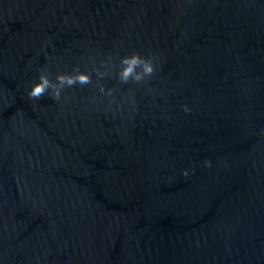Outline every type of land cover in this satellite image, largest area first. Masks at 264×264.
<instances>
[{
	"label": "water",
	"instance_id": "obj_1",
	"mask_svg": "<svg viewBox=\"0 0 264 264\" xmlns=\"http://www.w3.org/2000/svg\"><path fill=\"white\" fill-rule=\"evenodd\" d=\"M0 264H264V0H0Z\"/></svg>",
	"mask_w": 264,
	"mask_h": 264
},
{
	"label": "clouds",
	"instance_id": "obj_2",
	"mask_svg": "<svg viewBox=\"0 0 264 264\" xmlns=\"http://www.w3.org/2000/svg\"><path fill=\"white\" fill-rule=\"evenodd\" d=\"M120 69L117 73L118 78L123 83L129 80L134 82L144 81L146 77H151L154 72V66L151 60L142 58L139 54H131L120 58ZM103 75V73H97ZM90 76L86 72L77 71L74 74L57 73L54 79H51L46 71L38 72L36 79L29 85L27 95L30 99H39L45 93L50 92L51 98L55 101L61 99L62 90L67 86L71 87L76 84H87ZM103 91V89H101ZM108 93H111L109 90ZM185 112L189 109L184 106ZM204 166L211 167V161H205ZM183 175L187 176L188 171L185 170Z\"/></svg>",
	"mask_w": 264,
	"mask_h": 264
}]
</instances>
